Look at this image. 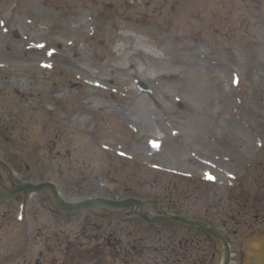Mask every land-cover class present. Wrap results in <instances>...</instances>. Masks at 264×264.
<instances>
[{"label":"rangeland","instance_id":"374dc122","mask_svg":"<svg viewBox=\"0 0 264 264\" xmlns=\"http://www.w3.org/2000/svg\"><path fill=\"white\" fill-rule=\"evenodd\" d=\"M263 158L264 0H0L1 185L161 219L18 192L0 198V264H218L201 226L231 232L235 207L214 189L255 192Z\"/></svg>","mask_w":264,"mask_h":264},{"label":"flooded vegetation","instance_id":"af4514ba","mask_svg":"<svg viewBox=\"0 0 264 264\" xmlns=\"http://www.w3.org/2000/svg\"><path fill=\"white\" fill-rule=\"evenodd\" d=\"M251 161L252 159L250 160V162ZM261 169H263L262 172L258 173L254 177L251 176V179L254 182L253 184L257 183V190L253 193H247V192L245 193L244 191H239L238 189L240 190L243 189L237 186H232L227 189H224L219 186V187H215L216 189H214L215 190L214 192L216 193L215 198H220L223 200L226 199L227 200L226 204H228L229 207L232 206L235 207L232 210V212H234L235 214L231 216L230 220H227L231 223L232 222L234 223L233 225L234 229L230 232V230L226 228L227 233H223L222 231L219 230L218 227L217 229L214 230L215 232L218 233L219 237H221V239L217 240V243L221 244L220 251L222 252L223 256L218 264L222 263L223 258L227 256V252L229 258L228 264H232V262L233 264H264V261L260 262L261 261L260 259H264V158L262 159L261 162ZM0 187L5 191L13 190V189H9V190L5 189V187H3L1 183H0ZM188 192H190L189 194H191L193 191H191V189H188ZM16 198L17 197H14L8 199L7 201L10 202L11 200H15ZM24 199H26V197ZM165 213L169 214L164 211L163 215H166ZM158 217L159 216L156 217L152 216L151 220L156 222ZM79 220L80 219L78 217L76 221ZM139 221L144 226L149 227L148 223L142 220L141 218H139L138 222ZM227 221L224 219L221 220V226L223 228L228 223ZM204 225L205 228L213 230L212 226L209 225L208 223H204ZM198 230L202 231V228H199ZM204 236H206V234H204ZM68 239L69 238L66 237L64 243L67 246H70L69 245L70 241ZM74 249H76L77 252L80 251L79 250L80 245H78V242L74 248L72 247V254L73 251H75ZM136 251H137L136 247H133L132 250L130 251L128 250L130 254H134ZM166 254L168 253L166 252ZM75 255H77V253H75ZM214 256H212L211 260L215 259ZM211 260L209 261V264H211ZM164 264H170V263L168 261H165Z\"/></svg>","mask_w":264,"mask_h":264},{"label":"water","instance_id":"95a60500","mask_svg":"<svg viewBox=\"0 0 264 264\" xmlns=\"http://www.w3.org/2000/svg\"><path fill=\"white\" fill-rule=\"evenodd\" d=\"M139 86L142 92H148L145 85L139 82ZM18 192H22L25 195H28L30 193L33 194V193L46 192L50 196L53 206H55L57 209L61 211H66V212H73V211H78L81 209L84 210L89 208L107 210L109 212H120L124 209L130 208L131 211H134L136 215L141 216L148 223H154V221H152L147 214L143 215L142 213H140L141 209H143L145 205L150 204L149 202H141L132 199L120 201V202L110 201L105 199H93V200H87L79 204H68L61 198L55 187L51 184H40V185L17 184L16 188L12 192H6L0 187V197L3 199L11 198L15 193ZM158 219L161 220L160 218ZM171 219L185 225H190V226L197 225L196 223L189 222L187 220L180 219L178 217H172ZM201 227L205 228V225H202ZM205 229L208 233L213 234L216 237H219V235L215 233V231H212L211 229H207V228ZM224 264H228V256H226Z\"/></svg>","mask_w":264,"mask_h":264},{"label":"bare ground","instance_id":"6f19581e","mask_svg":"<svg viewBox=\"0 0 264 264\" xmlns=\"http://www.w3.org/2000/svg\"><path fill=\"white\" fill-rule=\"evenodd\" d=\"M55 54H56V53H53V56H54ZM248 251H249V249H248ZM260 260H262V261H263L264 259H260Z\"/></svg>","mask_w":264,"mask_h":264}]
</instances>
